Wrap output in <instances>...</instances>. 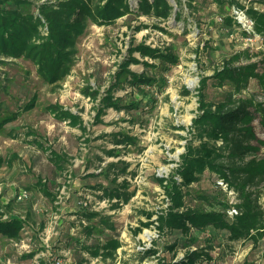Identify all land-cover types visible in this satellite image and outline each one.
<instances>
[{
	"label": "rangeland",
	"instance_id": "obj_1",
	"mask_svg": "<svg viewBox=\"0 0 264 264\" xmlns=\"http://www.w3.org/2000/svg\"><path fill=\"white\" fill-rule=\"evenodd\" d=\"M129 1L132 12L113 23L88 26L77 41L76 63L57 85L40 78L29 60L15 58L0 63V115L19 111L0 132V219L12 215L22 220L18 238L0 237V264H55L57 259L60 264H160L161 259L172 257L167 245L178 243L175 259L188 248L182 246L188 243V237L177 230L161 233L148 227L134 234L133 229L147 220L144 213L160 211L169 202L156 177H167L177 166L184 144L191 137L189 128L198 113L201 78L222 68L235 54L239 57L233 65L253 61L259 71H264V46L260 35L243 34L249 29L244 20L247 16L226 2L218 5L214 0H168L174 9L165 18L137 13L133 9L138 0ZM241 2L249 4V0ZM235 10L242 13L241 17L235 16ZM231 14L242 22L224 26L223 17ZM138 43L169 46L177 53L178 63L162 74L148 70L166 80L164 86H141L155 97L153 108L117 111L109 107L97 121L94 107L98 99L93 100L83 90L90 88L103 94L128 47ZM133 55L151 62L138 52ZM129 68L136 72L145 69L141 63L130 64ZM230 90L228 84L217 85L209 80L202 91L206 101H218ZM130 91L131 87L123 82L114 95L128 96ZM241 94L261 99L254 79ZM30 100L31 106L24 110L23 105ZM52 106L77 115L80 125L58 117ZM131 117L135 119L133 123ZM254 129L264 139V129L257 119ZM117 132L135 136L141 148L117 146L118 158L128 161L129 169L136 172L129 178L135 194L119 209L111 210L110 202L100 199L101 191L93 188L105 184L104 177L91 173L99 171L98 165L117 159L105 152L113 147L112 134ZM217 179L215 173L204 171L201 179L190 186L193 192L185 196V203L199 204L194 194L201 191L217 193L231 205L237 203L239 199L232 188H221L224 196L218 192ZM22 189L27 196L18 200L17 193ZM255 190L264 208V186ZM80 201H85L86 206H81ZM232 208L227 209L230 216L228 210ZM83 210L99 212L108 224L97 218L85 220ZM87 225L94 226L89 231ZM213 232L216 235L212 236ZM192 235L198 240L190 244V249L212 245L207 250L212 260L199 264H264V237L255 244L250 240H230L226 231L212 228L194 230ZM110 237L120 243L112 258L93 257L85 248ZM150 248L157 249L156 254L140 260Z\"/></svg>",
	"mask_w": 264,
	"mask_h": 264
},
{
	"label": "trees",
	"instance_id": "obj_2",
	"mask_svg": "<svg viewBox=\"0 0 264 264\" xmlns=\"http://www.w3.org/2000/svg\"><path fill=\"white\" fill-rule=\"evenodd\" d=\"M214 1L218 5L226 2L243 11L252 20L253 33L260 35L264 46V0H249L248 5L241 0ZM173 9L168 0H138L133 10L167 18ZM128 12H132L129 0H0V63L15 58L29 60L40 78L57 85L70 74L76 63L77 41L88 26L113 23ZM223 22L227 27L239 25L234 14L223 17ZM243 34L250 35V32L243 30ZM134 52H138L141 58L148 57L151 62L134 56ZM238 57L233 55L222 68L201 78L198 113L189 128L191 137L184 144L177 166L167 177H156L169 202L160 211L144 213L147 220L140 221L133 229L134 234H137L155 221L154 227L161 233L177 230L188 237V243H182V246L188 247L182 257L175 259L178 243L174 242L166 247L172 251V257L170 260L159 258L160 264H199L211 261L212 256L207 251L212 249L211 243L189 248L190 244L198 240L192 235L194 230H224L230 240H250L254 244L264 237V208L259 203V192L255 190L264 186V150L261 152L264 139L259 138L254 129L255 119L264 129V71H259L257 62L253 61L233 65V60ZM134 63H141L145 69L140 72L131 70L129 65ZM177 63L178 55L169 46L150 47L138 43L128 47L127 55L119 62L103 94H99L98 90L89 91L90 88L83 90L93 100L98 99L94 107L97 121H100V116L109 107L117 111L153 108L155 97L141 86H164L166 80L163 75L155 77L149 73L162 74ZM252 79L256 80L261 90V99L241 94ZM209 80L217 85L228 84L232 90L223 99L206 101L202 90ZM123 82L131 87L129 95H114V91L121 88ZM30 106L31 100L23 105V109ZM51 110L61 119H69L71 125L80 123L79 117L67 110L54 106ZM17 112L9 111L0 115V132L4 123L14 119ZM134 120L131 117L132 123ZM111 141L113 147L105 152L117 159L107 161L103 166L98 165L99 171L91 174L104 177L106 183H99L93 188L97 187L101 191L99 198L108 200L111 209H118L135 194L129 178H133L136 172L129 169L128 161L118 158L120 149L117 146L141 147L137 144V138L126 132L113 133ZM53 161L58 165L55 159ZM206 170L223 179L228 188L237 193L239 201L231 205L217 193L201 191L194 194L200 203L187 205L184 198L192 194L190 186L198 182ZM216 187L224 196L225 192L218 185ZM215 205L219 207L215 208ZM231 206L237 209V213L230 216L227 209ZM153 213H156V218L151 220ZM81 215L87 221L97 218L99 222L108 224L99 212L83 210ZM21 226L22 220L17 216L0 219V237L18 238ZM87 226L90 231L94 225ZM211 235L216 234L213 232ZM119 246L118 239L110 237L103 243L85 248L93 257L112 258ZM156 252L157 249H147L139 259L155 255Z\"/></svg>",
	"mask_w": 264,
	"mask_h": 264
},
{
	"label": "built area",
	"instance_id": "obj_3",
	"mask_svg": "<svg viewBox=\"0 0 264 264\" xmlns=\"http://www.w3.org/2000/svg\"><path fill=\"white\" fill-rule=\"evenodd\" d=\"M239 12H242V11L239 10ZM239 12L235 10V16L238 15L239 17H241L239 14H242V13H239ZM244 16H245V15H244ZM244 20L247 22V26H248V28H249L247 32H253V30H252V24H253L252 20L249 19V18H245V17H244ZM241 22H242V21H239V23H241ZM216 182H217V184H218V186H219L220 188H222L223 190L227 191L228 186H227L226 182L223 181V179L219 178V179H217ZM26 196H27V191H26L25 189H22V190H20V191L17 193L16 198H17L18 200H22V199L25 198ZM79 204H80L81 206H83V207L86 206V202H85V201H80ZM228 213L233 215V214H236L237 211H236L235 208H232V209H229V210H228ZM155 218H156V215H155L154 219H155ZM153 223L156 224L155 221H153ZM149 227H154V225L151 224ZM154 228H155V227H154ZM55 264H60V260L57 259V260L55 261Z\"/></svg>",
	"mask_w": 264,
	"mask_h": 264
},
{
	"label": "crops",
	"instance_id": "obj_4",
	"mask_svg": "<svg viewBox=\"0 0 264 264\" xmlns=\"http://www.w3.org/2000/svg\"><path fill=\"white\" fill-rule=\"evenodd\" d=\"M102 200H105V199H102ZM119 209V208H118ZM111 210H115V209H111Z\"/></svg>",
	"mask_w": 264,
	"mask_h": 264
}]
</instances>
